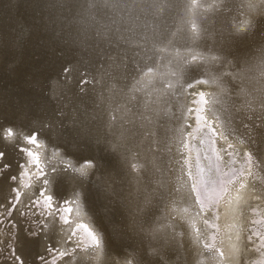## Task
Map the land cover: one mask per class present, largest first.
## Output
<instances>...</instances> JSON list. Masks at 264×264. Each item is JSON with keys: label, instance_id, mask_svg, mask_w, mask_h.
Returning a JSON list of instances; mask_svg holds the SVG:
<instances>
[{"label": "bare ground", "instance_id": "1", "mask_svg": "<svg viewBox=\"0 0 264 264\" xmlns=\"http://www.w3.org/2000/svg\"><path fill=\"white\" fill-rule=\"evenodd\" d=\"M0 151V264H264V0H0Z\"/></svg>", "mask_w": 264, "mask_h": 264}, {"label": "snow or ice", "instance_id": "2", "mask_svg": "<svg viewBox=\"0 0 264 264\" xmlns=\"http://www.w3.org/2000/svg\"><path fill=\"white\" fill-rule=\"evenodd\" d=\"M203 96V94H201ZM206 123L204 121L203 117L200 115H197V123ZM209 131L211 132V126L209 125ZM215 135V133H212ZM3 139L6 142H13L15 138V134L12 132L11 129H8L5 133ZM98 143H101L100 141H97ZM23 147L20 148V152L22 153L23 157H27L28 159H23V162L20 163L17 166V171H20L21 169L26 170L28 164H32L37 173L38 180L40 182L41 188L43 190L38 189V195L39 197H42L44 200V204L47 206V209H51L53 205V197L51 195H46V192L50 190L48 175H47V169H46V163L42 164L40 156L33 151V148H43L41 144L37 142V139L34 135L32 136H26L23 138ZM116 149V146L113 145V150ZM53 157H56V161L58 160L60 164H63L65 168H71L72 171L79 175L81 178L87 179L89 172L92 170L93 165L91 163L85 164L81 167H74L70 161H64L59 158V154H53ZM5 161V153L0 151V177L6 176L8 179L15 181L17 179V176L10 173L11 165L4 162ZM55 171V169H52ZM228 183H232V181H228ZM240 187H243L241 184ZM196 191V202L200 204L201 210H204V205L206 202H214L215 204H219V202L227 197L230 193L227 187V184H225L223 181L219 183L218 186H214L211 191H209L208 187L205 186L202 189H195ZM38 201L34 200L33 204H37ZM61 210L64 211H70V209H61V205L56 202V211L60 212ZM142 211V210H141ZM51 214L49 211L41 212V216H47ZM67 223V221H65ZM207 223V221H205ZM34 235H37V233H33ZM88 235L92 238L94 241L96 247H100V241L93 233L89 232ZM46 251H51V249L46 248ZM221 256H223V253H220ZM12 256L15 261V264H28V257L24 255L23 251H21L19 254H17L16 250L13 249ZM41 260H45L44 256L39 257ZM128 264H131L129 261Z\"/></svg>", "mask_w": 264, "mask_h": 264}]
</instances>
